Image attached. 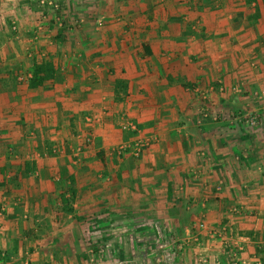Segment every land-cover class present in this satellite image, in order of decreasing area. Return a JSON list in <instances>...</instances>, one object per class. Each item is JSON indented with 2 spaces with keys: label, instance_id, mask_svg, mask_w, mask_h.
Returning a JSON list of instances; mask_svg holds the SVG:
<instances>
[{
  "label": "crops",
  "instance_id": "1",
  "mask_svg": "<svg viewBox=\"0 0 264 264\" xmlns=\"http://www.w3.org/2000/svg\"><path fill=\"white\" fill-rule=\"evenodd\" d=\"M0 7L41 19L14 60L59 71L32 90L0 60V264H89L90 241L97 264H264V0Z\"/></svg>",
  "mask_w": 264,
  "mask_h": 264
},
{
  "label": "rangeland",
  "instance_id": "2",
  "mask_svg": "<svg viewBox=\"0 0 264 264\" xmlns=\"http://www.w3.org/2000/svg\"><path fill=\"white\" fill-rule=\"evenodd\" d=\"M30 2H33V0H30ZM18 3L19 2H14V3H12V6L11 7H13V6H15L16 8H18L19 6H18ZM38 3H36L35 1H34V3H33V6H34V9H33V11L35 12V13H37V12H39V8H38ZM52 8L54 9L55 7L53 6H47V8L45 9L46 10V12H48L49 13V15L48 16H46L47 17V20H48V22L49 23H51V24H55V21L54 20H51V17H52ZM5 9V7H0V11H3ZM41 9V8H40ZM56 9V8H55ZM57 11V10H56ZM51 13V14H50ZM38 18H34L33 20H31L30 21V23H29V25L32 27L31 29L32 30H30L29 32H24L23 31V29H21V24L19 23V22H17V20H13V22H15L14 24H12L13 22L11 21V22H8V20L7 21H4V20H0V52L1 53H5L6 55H3V54H0V60L1 59H3V57H5V61L7 62V63H9V64H11V66H7L6 67V70L7 69H10V74H12V76L13 77H28L29 76V74H31L30 72H32V63H33V60H32V58H30V60L28 61V62H26L25 64H24V66H22V64L23 63H21V62H19L18 61V59L16 58L15 60H14V58L16 57V55L17 54H21V52H22V50H20V49H23L24 48V42H23V38L21 37H19L20 36V32L24 35H26V36H28V37H30L29 39H32V43H34V42H36V41H39V39L38 40H36L37 39V37H39V32H38V30H37V28H36V25H38V24H40L39 23V20L41 21V19H38ZM5 23V26L7 25H9V30L6 32V30L4 31V34H3V30L1 29V23ZM38 23V24H37ZM46 23V24H45ZM43 22L41 25H45V26H47V22ZM65 25V24H64ZM14 26L15 27H17V29L16 30H12V28H14ZM19 26H20V32H19ZM76 26H78V25H76ZM50 27H52V28H56V29H58L57 31H58V33L60 32V29H61V27H53V25L52 26H50ZM68 28V27H67ZM56 29H54V31H56ZM22 30V31H21ZM77 30H78V28H77ZM50 35V34H49ZM51 40V39H50ZM63 42L64 41H66V40H62ZM8 44H10V47H9V45ZM8 46V48H3V47H7ZM3 48V49H2ZM14 49L16 50V52H17V54L16 53H14ZM12 51V52H11ZM29 53L30 54H32L33 52L32 51H29ZM50 56V55H49ZM29 57V54H27L26 55V58H28ZM32 57V56H31ZM49 58V57H48ZM50 58H52V57H50ZM46 59V58H45ZM40 60H41V58H40ZM4 61V60H3ZM3 61H1V62H3ZM4 63V62H3ZM19 63V64H18ZM21 65V66H20ZM23 81L24 80H21V81H19V82H21V83H23ZM88 115H86V116H84L83 115V118L84 119H86V117H87ZM88 244V250H90L91 249V251H93V252H90V255H91V259L90 260H88V258H85L84 259V263L85 262H87V261H89V264H97V261H99V262H102L103 261V259L101 258V250H100V243H98V242H93V241H90L89 243H87ZM108 246L110 247L111 246V244H108ZM112 247V246H111ZM112 250H114V248L112 247L111 248ZM169 253L171 254V256L173 255V252H174V248H172V246L171 247H169ZM100 250V251H99ZM115 250H116V248H115ZM97 251H99V252H97ZM108 253H110V252H108ZM112 256H114V253L113 252H111L110 253V258H106V259H104V263L105 264H116L115 262L116 261H114L115 260V258L114 257H112ZM119 260V259H118ZM117 260V261H118ZM141 260V259H140ZM166 260H168V259H166ZM170 260H173L172 258H170ZM142 261H143V259H142ZM129 263V262H128ZM168 263V262H167ZM174 262L172 261L171 262V264H173Z\"/></svg>",
  "mask_w": 264,
  "mask_h": 264
},
{
  "label": "trees",
  "instance_id": "3",
  "mask_svg": "<svg viewBox=\"0 0 264 264\" xmlns=\"http://www.w3.org/2000/svg\"><path fill=\"white\" fill-rule=\"evenodd\" d=\"M62 36L63 33L60 31L58 38ZM58 72L56 65L52 61L35 62L29 80V88L32 90L43 88L47 83L55 80Z\"/></svg>",
  "mask_w": 264,
  "mask_h": 264
},
{
  "label": "built area",
  "instance_id": "4",
  "mask_svg": "<svg viewBox=\"0 0 264 264\" xmlns=\"http://www.w3.org/2000/svg\"><path fill=\"white\" fill-rule=\"evenodd\" d=\"M51 5H53L51 3ZM55 8H57V5L54 3L53 5ZM207 117V114H206ZM239 116H237L236 118H238ZM256 122V121H255ZM251 125H255V123L251 120L250 121ZM150 141L145 140V139H138L135 142H133L131 145H124L121 149H132L134 155H136L137 157H139L142 152L148 148L150 146ZM202 264H206L205 262H203ZM222 264V263H220ZM223 264H241L240 258L238 257V254L236 252H232L229 254V259L223 263Z\"/></svg>",
  "mask_w": 264,
  "mask_h": 264
}]
</instances>
